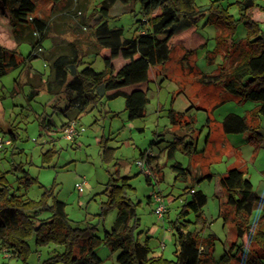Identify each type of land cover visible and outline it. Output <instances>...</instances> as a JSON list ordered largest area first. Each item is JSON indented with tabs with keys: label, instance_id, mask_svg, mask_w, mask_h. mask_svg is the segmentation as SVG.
<instances>
[{
	"label": "rangeland",
	"instance_id": "obj_1",
	"mask_svg": "<svg viewBox=\"0 0 264 264\" xmlns=\"http://www.w3.org/2000/svg\"><path fill=\"white\" fill-rule=\"evenodd\" d=\"M100 1L61 0L53 3L50 0H35L33 15L48 23L40 53L49 56L76 49L82 55L79 70L90 64L94 70L102 71L107 51L96 53L98 47L92 35L93 27L99 22L93 8ZM240 1L194 0L195 7L203 12L196 25L207 38L206 45L188 55H185L183 47L176 46L165 63L153 68L157 71L155 78L149 72L148 103L144 116L128 120L124 97L102 98L80 115L78 128L82 126L84 130L72 139L64 138L62 133L64 125L61 124L65 118L62 112L65 105L63 95L51 94L46 88V81L52 79L49 62L40 54L31 60L26 59L30 45L27 42L16 45L9 14L0 6V45L15 50L20 60L16 68L0 76V136L11 139L9 144L0 145V174H4L16 188L15 179L22 172L14 170L13 166L22 165L36 181L26 190H16L17 194L23 193L24 199L38 201L45 190H51L46 200L48 205L53 198L63 201L70 223L95 226V233L99 236L104 230L111 229L116 217L115 209L101 213L102 204L107 200L105 190L109 177L127 175L132 186L128 196L135 203L139 218L136 233L140 241L148 242L152 255L167 259H174L172 223L182 205L190 199L189 188L192 187L206 196L202 207L205 223H192L189 229L195 231L199 238L215 235L212 256H203L205 258L200 263L214 264L235 240L233 212L225 202L220 177L229 168H240L251 181L253 191L264 194V143L255 146L249 140L248 132L226 134L222 129V120L228 113L240 114L249 120L255 103L227 92L221 83H204L200 79L202 75L220 72L221 64L224 73L234 64L239 45H231L227 36L229 30L214 19L217 11L226 10L235 19L231 33L233 43L244 41L248 31L244 20H239ZM256 3L264 6L262 1L257 0ZM111 14L116 17L109 20V25L122 27L124 37L130 38L139 33L138 20L142 19L143 13L138 4L126 6L117 3ZM251 15L264 30L263 7L256 5L251 9ZM185 24L187 20L180 19L174 29ZM220 28L222 37L226 38L223 42ZM26 32L23 29L21 35ZM122 62L123 59L117 58L114 65L118 68ZM169 109L180 113L181 117L171 121ZM49 119L53 125L46 127ZM259 122L263 133L264 119L260 118ZM179 138L185 142L196 141L197 152L189 156L177 150L172 158H167L169 144ZM99 141L105 143L109 159H105ZM140 151L158 154L150 157V182L135 164L140 158ZM175 162L189 168L190 175L186 180L175 179L176 172L171 167ZM206 175L211 177L199 180ZM79 182H85L82 192L75 188ZM152 193L164 198L166 212L162 219L154 214L148 201ZM49 213L42 210L37 217L42 219ZM263 213L261 207H255L249 217L250 222L257 221ZM185 219L193 221L194 215L188 213ZM27 244L28 264H41L44 259L64 250L62 245L54 242L37 244L34 236L27 239ZM245 249L253 251L258 247L250 244L244 246ZM96 252L102 259L101 264H116L118 251L111 252L107 246L100 245ZM14 253L13 249L8 251L3 247L0 264H23Z\"/></svg>",
	"mask_w": 264,
	"mask_h": 264
},
{
	"label": "trees",
	"instance_id": "obj_2",
	"mask_svg": "<svg viewBox=\"0 0 264 264\" xmlns=\"http://www.w3.org/2000/svg\"><path fill=\"white\" fill-rule=\"evenodd\" d=\"M50 1L58 3L61 0ZM117 3L126 6L138 4L143 13L142 19L138 20L139 33L130 38L123 36L122 27L109 25V20L116 17L111 10ZM0 6L9 14L16 45L23 42L30 45L26 59L31 60L40 54L49 62L52 79L46 81V88L51 94L63 95L65 105L62 112L69 120L78 119L89 106H95L102 98L110 100L117 96L124 97L128 120L143 117L148 103L149 72L155 78L157 71H153V68L165 63L176 46L183 47L185 55H188L207 42L196 25L197 18L203 12L195 7L194 0H101L93 8L99 22L93 27L92 35L98 47L96 53L107 51L103 58L105 67L102 71H96L87 64L79 70L82 55L76 49L49 56L40 53L48 23L33 15L35 0H0ZM255 6V0L239 2V20H244L248 33L247 38L237 44L231 39L235 19L226 10L216 12L214 21L229 30L227 36L231 45H239L236 60L228 72H223L221 64L220 72L202 75L200 79L204 83H221L227 92L255 103L249 120L245 116L228 114L222 120V129L224 133L248 132L249 140L258 146L263 140L258 129L260 118L264 119V30L251 15V9ZM180 19L187 20V24L174 29ZM23 29L27 30L25 35H21ZM221 30L219 35L223 42L226 38L222 37ZM164 31H168L167 34L159 37ZM16 55L15 50L0 45V76L20 64ZM117 58L123 59L118 68L114 65ZM168 116L173 122L176 117H181L173 109L168 110ZM52 125L53 122L47 120L45 126ZM99 144L102 145L105 159H109L110 153L104 147L105 143L99 141ZM177 150L190 156L197 152L196 141L173 140L166 151L167 158H172ZM144 152L140 151V156ZM171 167L176 172L175 179L186 180L190 175L189 168L179 162ZM13 169L22 172L15 179L16 188L4 174H0V250L3 247L8 251L13 249L15 257L21 258L23 264H28L27 239L32 236L37 244L54 242L64 247L62 252L49 256L41 264H101L102 259L96 252L100 245L107 246L111 252L118 251L116 264H200L205 258L203 256H212L215 235L199 238L195 231L189 229L192 223H205L202 207L206 196L192 187L189 188L190 199L182 205L172 223L174 259H167L152 255L148 242L140 241L136 233L139 218L136 205L128 196L132 186L127 175L109 177L105 190L107 200L102 204L101 213L115 209L116 217L111 229L104 230L99 236L95 233V226L70 223L63 201L53 198L48 205L46 200L51 190H45L38 201L24 199L23 193L17 194L16 190H26L36 178L20 164L13 166ZM206 177L210 178L211 175L199 180ZM145 179L151 181L147 175ZM219 183L225 191V202L232 208L235 240L230 242L214 264H234L232 261L237 264H264V213L254 223L249 219L255 207L264 210V197L253 191L251 181L237 167L229 168L220 177ZM150 199L151 196L148 201ZM42 210L50 213L39 219L37 215ZM188 213L194 215L193 221L185 219ZM250 244L257 246L258 250H244V246Z\"/></svg>",
	"mask_w": 264,
	"mask_h": 264
},
{
	"label": "built area",
	"instance_id": "obj_3",
	"mask_svg": "<svg viewBox=\"0 0 264 264\" xmlns=\"http://www.w3.org/2000/svg\"><path fill=\"white\" fill-rule=\"evenodd\" d=\"M84 128L81 126L78 128V119H71L69 120L64 126H63V136L66 139H72L73 136L78 133L79 131H83ZM10 138H3L0 136V145L2 144H9L10 143ZM150 157L151 154L149 151H145L142 156H140L139 159L135 161V164L139 167L141 171L145 173V175L149 176L150 179L152 178V165L150 163ZM85 182H79L76 183L75 188L77 191L82 192L83 191V186ZM150 202L153 206V212L158 218H163L166 212V205L164 198L158 194V193H152Z\"/></svg>",
	"mask_w": 264,
	"mask_h": 264
},
{
	"label": "crops",
	"instance_id": "obj_4",
	"mask_svg": "<svg viewBox=\"0 0 264 264\" xmlns=\"http://www.w3.org/2000/svg\"><path fill=\"white\" fill-rule=\"evenodd\" d=\"M259 1H262L263 3H264V0H259ZM257 2V0H255V4L256 5H258V6H261V7H263V10H264V6H262V5H260V4H258V3H256ZM228 114H236V113H228ZM227 114V115H228ZM227 115H225V116H227ZM236 115H240V114H236ZM65 116V115H64ZM240 116H242V115H240ZM225 118V117H224ZM223 118V119H224ZM69 121V118L67 117V116H65V118H64V121L62 122V124L61 125H65L67 122ZM260 123V122H259ZM224 132V131H223ZM258 132H260L261 133V135H262V137H263V140H262V143L261 144H263L264 143V132L262 133V129H261V127L258 129ZM226 134H238V133H226ZM163 151V150H162ZM149 153L151 154V156H156V155H158V154H153V152H151V151H149ZM161 153V152H160ZM158 160V159H157ZM258 194V193H257ZM259 196H261V197H264V194H258Z\"/></svg>",
	"mask_w": 264,
	"mask_h": 264
}]
</instances>
